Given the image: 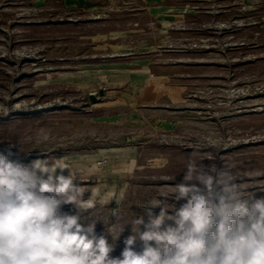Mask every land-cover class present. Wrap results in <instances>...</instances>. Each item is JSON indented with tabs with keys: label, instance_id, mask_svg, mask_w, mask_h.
<instances>
[{
	"label": "rangeland",
	"instance_id": "374dc122",
	"mask_svg": "<svg viewBox=\"0 0 264 264\" xmlns=\"http://www.w3.org/2000/svg\"><path fill=\"white\" fill-rule=\"evenodd\" d=\"M0 154L99 165L126 215L189 158L264 188V0H0Z\"/></svg>",
	"mask_w": 264,
	"mask_h": 264
},
{
	"label": "clouds",
	"instance_id": "9594fccd",
	"mask_svg": "<svg viewBox=\"0 0 264 264\" xmlns=\"http://www.w3.org/2000/svg\"><path fill=\"white\" fill-rule=\"evenodd\" d=\"M98 171L87 169L85 180L64 157L25 165L0 154V264H264V195L257 194L264 188L189 158L182 182L126 215L115 196L102 204L103 190L76 183ZM112 200L116 208L107 207ZM65 205L77 214L63 213ZM129 225L120 256H112Z\"/></svg>",
	"mask_w": 264,
	"mask_h": 264
}]
</instances>
